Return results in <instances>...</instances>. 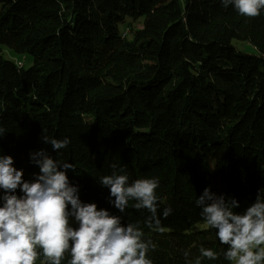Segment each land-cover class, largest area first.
Here are the masks:
<instances>
[{
    "label": "trees",
    "instance_id": "16d2710c",
    "mask_svg": "<svg viewBox=\"0 0 264 264\" xmlns=\"http://www.w3.org/2000/svg\"><path fill=\"white\" fill-rule=\"evenodd\" d=\"M127 19H144L131 39L120 32ZM1 46L34 65L7 60ZM43 128L70 144L53 151ZM42 149L74 165L67 175L83 203L140 227L156 246L152 264H195L202 246L218 259L201 264H232L196 200L210 188L243 214L264 189V10L247 18L221 0H0V155L31 182L40 170L30 156ZM112 164L129 184L158 180L162 234L136 201L124 213L110 203L98 181Z\"/></svg>",
    "mask_w": 264,
    "mask_h": 264
},
{
    "label": "clouds",
    "instance_id": "9594fccd",
    "mask_svg": "<svg viewBox=\"0 0 264 264\" xmlns=\"http://www.w3.org/2000/svg\"><path fill=\"white\" fill-rule=\"evenodd\" d=\"M223 6H234L244 17L257 18L264 10V0H221ZM42 141L58 152L70 144V139L51 138L43 128ZM31 161L40 172L34 181H25L22 170H17L11 156L0 155V264H62L70 255L68 264H152L148 258L155 244L143 239L144 232L136 224L122 226L121 218L107 210H98L95 203H83L79 188L72 186L67 175L75 172L71 163L59 164L45 150L32 153ZM113 174L102 176L99 183L110 190V203L124 213L129 201H136L137 210L146 209L150 216L145 221L148 228L161 234L158 215L156 179H137L129 184L126 174H118L112 164ZM122 171V170H121ZM23 193L18 196L17 190ZM264 189L256 202L243 214L234 210L239 202L234 198L217 196L210 188L196 200L201 209L204 228L217 231L222 245L227 246L224 258L232 264H264ZM69 205L71 210H69ZM170 207L162 216L171 215ZM78 228H73L71 218ZM201 258L218 259V254L203 246ZM189 252H184L187 260ZM188 264H192L191 261Z\"/></svg>",
    "mask_w": 264,
    "mask_h": 264
},
{
    "label": "rangeland",
    "instance_id": "374dc122",
    "mask_svg": "<svg viewBox=\"0 0 264 264\" xmlns=\"http://www.w3.org/2000/svg\"><path fill=\"white\" fill-rule=\"evenodd\" d=\"M144 26V19H139V20H130L127 19L121 26H120V32L122 33L123 36L126 35L127 39H131L132 36V31L133 30H139L141 28H143ZM132 30V31H131ZM233 45L234 47L237 49L238 52H243L245 54H249V55H255L256 54V50L250 46L247 43H243L240 41H233ZM1 48L3 49L5 58L7 60L10 61H15L18 64H23V68H30L31 66L34 65V59L29 56V55H19L16 53H13L12 51L8 50L6 47L1 46ZM71 224H74V221L71 219ZM202 226H197L195 227L196 229H201Z\"/></svg>",
    "mask_w": 264,
    "mask_h": 264
}]
</instances>
